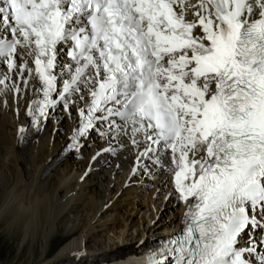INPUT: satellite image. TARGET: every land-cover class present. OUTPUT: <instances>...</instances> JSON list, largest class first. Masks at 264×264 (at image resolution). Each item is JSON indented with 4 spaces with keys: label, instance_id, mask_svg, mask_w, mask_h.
Listing matches in <instances>:
<instances>
[{
    "label": "snow or ice",
    "instance_id": "1",
    "mask_svg": "<svg viewBox=\"0 0 264 264\" xmlns=\"http://www.w3.org/2000/svg\"><path fill=\"white\" fill-rule=\"evenodd\" d=\"M0 66V91L40 83L36 125L87 90L70 147L106 122L143 143L138 164L171 154L186 205L172 264H252L264 247L250 231L264 232V0H2Z\"/></svg>",
    "mask_w": 264,
    "mask_h": 264
},
{
    "label": "bare ground",
    "instance_id": "2",
    "mask_svg": "<svg viewBox=\"0 0 264 264\" xmlns=\"http://www.w3.org/2000/svg\"><path fill=\"white\" fill-rule=\"evenodd\" d=\"M39 88L33 78L26 90L21 85L19 96L11 88L0 91V220L4 233L17 237L24 264H135L143 249L180 231L186 205L173 186L171 154L161 151L160 163L153 156L138 164L143 143L136 147L130 135L110 130L106 122L70 147L87 90L84 100L77 94L69 109L62 104L49 109L48 118L36 125L27 109L39 98ZM167 196L161 210L163 201L157 203ZM250 231L257 241L264 235ZM248 238L245 234L241 246ZM261 253L258 244L249 258L259 263Z\"/></svg>",
    "mask_w": 264,
    "mask_h": 264
},
{
    "label": "rangeland",
    "instance_id": "3",
    "mask_svg": "<svg viewBox=\"0 0 264 264\" xmlns=\"http://www.w3.org/2000/svg\"><path fill=\"white\" fill-rule=\"evenodd\" d=\"M168 198H169V196H167L166 199L163 198V199L158 201L159 203H157V206H158V204H160L163 201L162 205H161V210L165 208V203L167 202ZM176 199L178 200V198H176ZM176 207H177L176 214H179L180 204L177 205ZM167 214L168 215H171V214L174 215L171 212L167 213ZM140 215L141 214H138L137 217H140ZM168 215L163 216V218H167L168 219L169 218ZM137 217H135V220H136ZM9 218H11V215H10V217L9 216L6 217V219H9ZM163 218H162V220H163ZM0 221L2 222V223L0 222V264H24V261H25L24 259L26 258L24 256V253L22 252V253L18 254V251L16 250V248H17V244H16L17 237L13 236V238H10L8 236V234H5L4 233L5 229H2V227H5L6 223H5L4 220L3 221L0 220ZM65 239H67L66 236L62 238V241L60 243L65 241ZM60 243H59V245H60ZM57 246H58V244H57ZM54 249H56V248H54Z\"/></svg>",
    "mask_w": 264,
    "mask_h": 264
}]
</instances>
